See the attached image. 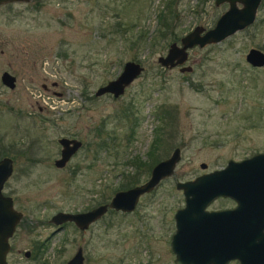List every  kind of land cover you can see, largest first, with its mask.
Wrapping results in <instances>:
<instances>
[{
    "label": "rangeland",
    "instance_id": "1",
    "mask_svg": "<svg viewBox=\"0 0 264 264\" xmlns=\"http://www.w3.org/2000/svg\"><path fill=\"white\" fill-rule=\"evenodd\" d=\"M165 2L0 4V76L7 70L16 77L12 88L0 79V157L5 152L14 161L3 191L23 213L7 264H64L79 245L83 264H176L170 239L174 212L184 205L176 182L264 152V65L245 58L251 47L264 51V0L251 25L189 48L185 71L162 66L158 56L195 25L212 27L228 3L174 0L173 31L160 36ZM127 60L143 70L124 93L95 95ZM61 136L83 144L58 167ZM176 147L173 173L141 195L134 210L110 208L86 229L50 220L145 181ZM230 204L218 199L212 206Z\"/></svg>",
    "mask_w": 264,
    "mask_h": 264
},
{
    "label": "water",
    "instance_id": "2",
    "mask_svg": "<svg viewBox=\"0 0 264 264\" xmlns=\"http://www.w3.org/2000/svg\"><path fill=\"white\" fill-rule=\"evenodd\" d=\"M12 1L28 0H0V4ZM261 1L215 0V4L228 3V8L219 15L215 24L207 29L200 24L195 25L179 38V42L172 41L167 52L158 56V62L168 68L179 65L180 71L191 70L190 65L184 64L189 48L219 42L251 25ZM245 58L253 66L264 65V51L260 48L251 47ZM142 70L143 65L139 61H125L119 74L97 87L95 95L123 94ZM0 77L3 84L14 87L15 75L4 70ZM58 142L62 147L55 165L61 167L80 147L81 140L61 136ZM179 159L180 148L176 147L170 156L152 166L145 181L118 189L109 201L89 209L57 211L50 220L61 227L70 221L78 228L86 229L110 208L132 211L141 195L150 192L160 179L173 173ZM13 166L12 156L0 157V264L8 263L9 238L23 216L22 211L14 207L13 197L3 191ZM201 166L205 167V163H201ZM176 187L182 189L184 195V205L174 212L175 230L170 239L176 264H226L232 259H237L240 264H264V152L239 160L230 158L221 168L203 172L193 179L177 181ZM220 195L232 197L236 206L207 210V205ZM215 220H218V224ZM25 254L29 256L30 252L26 251ZM84 258L79 246L64 264H83Z\"/></svg>",
    "mask_w": 264,
    "mask_h": 264
},
{
    "label": "trees",
    "instance_id": "3",
    "mask_svg": "<svg viewBox=\"0 0 264 264\" xmlns=\"http://www.w3.org/2000/svg\"><path fill=\"white\" fill-rule=\"evenodd\" d=\"M174 4V0H166L164 7L158 13V35L165 36L166 33H172L174 20V10L172 5ZM102 145V143H99ZM7 153H2V155H6Z\"/></svg>",
    "mask_w": 264,
    "mask_h": 264
},
{
    "label": "flooded vegetation",
    "instance_id": "4",
    "mask_svg": "<svg viewBox=\"0 0 264 264\" xmlns=\"http://www.w3.org/2000/svg\"><path fill=\"white\" fill-rule=\"evenodd\" d=\"M0 79H1V77H0ZM59 139V138H58ZM80 140V139H79ZM60 144V143H59ZM82 144H83V142L81 141V145H80V147L76 150V152L81 148V146H82ZM61 145V144H60ZM62 147V146H61ZM75 152V153H76ZM74 153V154H75ZM60 154H61V148H60ZM60 154H59V156H60ZM73 154V155H74ZM72 155V156H73ZM58 156V157H59ZM71 156V157H72ZM57 157V158H58ZM70 157V158H71ZM56 159V158H55ZM55 159H54V163H55ZM218 199H229V200H231L232 202H233V204H230V205H225V206H216V207H214V206H212V204H213V202L214 201H216V200H218ZM236 201L235 200H233V198L232 197H230V196H217V197H215L208 205H207V210H209V211H211V210H223V209H230V208H233V207H235L236 206ZM215 223L216 224H218V220H215ZM63 226V225H62ZM79 246H81V245H79ZM82 247V246H81ZM78 248V247H77ZM82 250H83V247H82ZM83 254H84V251H83ZM84 257H85V255H84ZM84 260H85V258H84ZM233 260H237V259H232V260H230V261H233ZM238 261V260H237ZM229 262V261H228ZM84 263V262H83ZM227 264V263H226Z\"/></svg>",
    "mask_w": 264,
    "mask_h": 264
}]
</instances>
